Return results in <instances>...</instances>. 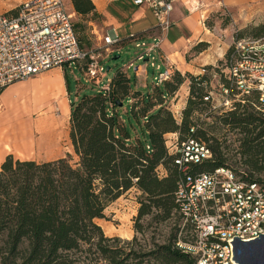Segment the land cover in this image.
Returning a JSON list of instances; mask_svg holds the SVG:
<instances>
[{"label":"trees","instance_id":"1","mask_svg":"<svg viewBox=\"0 0 264 264\" xmlns=\"http://www.w3.org/2000/svg\"><path fill=\"white\" fill-rule=\"evenodd\" d=\"M70 3L76 15L97 18L90 0ZM72 25L77 35L80 26ZM251 31L253 39L264 37V24L251 27ZM77 39L81 47L82 39ZM206 46L201 43L197 48ZM187 77L188 96L179 123L163 105L165 94L160 87L154 88L156 97L151 107L159 108L146 121L148 141L144 143L139 137L129 143L130 136L116 115V108L131 95L129 79L117 71L106 91L71 103L68 138L77 157L75 163L69 154L41 163L6 156L0 165V264H194L191 255L176 247L178 241L193 242L195 234L193 227L183 225L175 203L181 173L173 164L175 156L169 153L164 137L177 134V145L194 139L209 149L211 158L190 166L192 174L227 168L242 180L264 186V114L247 99L224 117L202 118L208 109L203 97L210 78ZM164 85L167 93L174 86ZM131 105L132 112L138 105ZM211 116L215 127H228L229 132L238 134L237 154L244 171L227 163L222 150L228 147L212 137V127L206 123ZM159 168L165 173L159 174ZM132 189L140 193L135 233H144V218L156 222L175 218L171 237L153 243L146 251H125L116 245L119 239L105 237L96 223L105 219L109 204ZM179 232L185 237L178 238ZM135 240L133 237L131 242Z\"/></svg>","mask_w":264,"mask_h":264},{"label":"built area","instance_id":"2","mask_svg":"<svg viewBox=\"0 0 264 264\" xmlns=\"http://www.w3.org/2000/svg\"><path fill=\"white\" fill-rule=\"evenodd\" d=\"M64 1L27 0L18 6L15 14H0V92L47 71L77 66L84 68L85 83L100 85L104 77L100 51L105 50L106 55H110L113 46L122 42L107 35L101 47L81 49ZM173 1L133 0V4L150 9L157 21L156 29L163 34L170 26ZM182 2L189 12L202 7L199 0ZM219 6L223 7L221 1ZM132 42L135 48L142 49L137 61L154 60V56H158L157 41L146 47L142 38L130 35L125 43ZM150 65L158 71L153 78L157 86L153 85V89L174 83L175 71L170 66L161 65L160 61ZM205 74L202 70L201 75ZM220 80L218 91L207 90L203 97V102L210 106L202 118L231 112L247 99H251L252 107L263 115L264 37L234 39L225 67L220 71ZM108 84L98 88L96 93L106 91ZM168 150L175 156L173 164L181 173L175 203L183 225L193 227L195 234L193 242L178 241L176 247L191 255L194 264H236L230 243L233 238L247 242L264 235V186L242 180L227 168L192 174L190 166L211 158L209 149L200 141L188 139L180 145L173 143Z\"/></svg>","mask_w":264,"mask_h":264},{"label":"rangeland","instance_id":"3","mask_svg":"<svg viewBox=\"0 0 264 264\" xmlns=\"http://www.w3.org/2000/svg\"><path fill=\"white\" fill-rule=\"evenodd\" d=\"M23 1L25 2L27 0H0V5H3V8L6 10L9 9L8 6L14 7V9L8 12L15 14L18 6ZM64 3L66 12L71 17L72 23H76L80 26L76 33L77 37L82 39L81 48L83 50L91 49L93 46L92 24H99L98 17L94 19L92 15L85 17L76 15L73 12L70 0H65ZM226 3L230 4L233 10L228 7L209 9L206 14L208 17L205 23L206 30L221 39L230 37L232 41L236 38H253L254 36L251 34V27L263 23L264 0H227ZM243 25L244 27L250 26V28L245 29L243 28ZM134 44L135 43L132 42L124 45L120 51H114L106 59V51H100L101 59H103L102 66L104 67V77L98 87L84 82V68L82 66H77L75 69L61 70V75L58 70H51L42 73L41 76H47L54 73L60 75L59 77L53 76L52 78L46 79L43 81L42 86L47 95L49 94L51 96V94L59 93V95H61L59 97L64 98L65 106L69 108V106H72L70 103H76L84 96L94 95L98 88H102L103 85L110 82L117 71L127 73L130 81L131 95L119 104V107L116 108V115L120 118V121L124 124L130 136L129 143H134L136 137H139L144 143L148 141L144 126L146 125L148 117L151 115V103H153L154 98L156 97V93L152 88L153 85H156L153 78L158 74V71L155 67L150 65L151 63L156 64L155 56L154 60H136L142 49L135 48ZM149 45L151 44L148 43L146 47ZM115 57L117 58L114 59ZM132 61V67L124 69V67ZM135 67L139 68L137 72L134 70ZM223 67L224 60H221L215 65V71L207 69V75L210 78L208 90H211L212 92L218 91L220 71ZM213 76H216L217 80ZM175 79L174 86H172V89H170L168 93L166 92L164 84L159 86L161 92L167 95L165 96L164 107L169 111L172 107L170 100H173L174 104H178L179 102H184L188 96L190 80L187 75L180 74L178 77L175 76ZM14 95L15 93H11L6 96L3 100V104L7 106L14 102ZM47 100L48 99L46 98V101ZM146 100H148V103H143V101ZM131 103H136L138 105L132 112L131 107L133 105H131ZM209 106L210 105L208 104L207 111L209 110ZM53 108L56 109V105H53ZM45 112L44 109L41 111L38 110L26 119L14 121L13 123L6 124L2 127L0 126V142L2 141L5 146H10L12 148L11 156L16 160L41 163L49 162L69 154L71 157V163H75L77 157L73 153L68 138L69 118L67 121L61 120L58 117L60 113L56 111L48 112V114L54 116V120L62 122V124L60 126H56L58 124H53V128L47 126V129L42 127L40 132L38 123L43 120V113ZM172 113L176 122L179 123L181 114H178L175 111ZM227 113L229 112H226L225 114ZM225 114L218 115L215 113L211 115L215 118H219L224 117ZM212 116L206 121V123L212 127L209 128V130L213 132L212 137L223 146L225 145L228 147L226 150L224 148L222 150L223 153H226L227 155V163L233 166L236 170L244 171L239 155L237 154L240 145L238 142V134L236 132H229L228 127H215V124L212 123ZM130 125L132 127H130ZM175 138H177V134L165 135L164 139L166 141V147H170V143L173 144ZM50 139L51 142H49ZM158 173L164 174L165 171L163 168H159ZM139 195L140 193L137 190H130L128 193L122 195L119 199L108 205L104 212V220L96 221L101 227L104 236L119 239V243L116 245L120 248H124L127 252L130 250L140 251V249L146 251L153 246V243H161L171 237L173 233L172 229L175 222V218L173 217L164 222L152 221L151 217L144 218L141 221V224L144 227V233H135L134 219L137 216V198ZM107 228L111 229L112 234H109ZM185 235L184 232H179L177 237L182 239ZM133 237H136V240L132 243L131 241Z\"/></svg>","mask_w":264,"mask_h":264},{"label":"crops","instance_id":"4","mask_svg":"<svg viewBox=\"0 0 264 264\" xmlns=\"http://www.w3.org/2000/svg\"><path fill=\"white\" fill-rule=\"evenodd\" d=\"M90 1L99 19V24H92L93 49L101 47L102 39L107 35L112 38H117L122 42L119 45L113 46V52L120 51L122 47L126 45L125 41L130 35H136L142 38L146 44L150 43L152 45L157 41L159 44V52L158 56L155 57L156 64L160 61L161 65L166 64L167 67L170 66L171 69L175 71V76L183 74L201 77L204 76L201 75L202 70L206 71L205 75L208 74L206 69L208 67L211 68V71H215V65L221 60L225 61V56L228 51H230L233 42L230 37L221 39L212 35L205 27L206 19L208 18L206 14L209 9L224 7L232 9V6L226 3L227 0H199L202 7L194 12H189L188 7H185L182 2L183 0H174L172 2V12L169 17L170 26L163 34L156 29L157 21L151 10L146 6L134 5L133 0ZM220 1L223 7L219 6ZM8 7L9 9L6 10L3 8V5H0V14L7 13L14 9V7ZM261 24H264V19L263 23L253 26H259ZM248 27L250 26L244 27L243 25L245 29ZM201 43L207 45L203 50L197 48ZM108 56L109 55H106L105 59ZM116 58L117 57L114 59ZM132 65L133 61L126 65L124 69H129ZM138 69V67H135L134 70L137 72ZM53 70H58L61 75L60 69ZM59 74L54 73L47 76H41V74H39L25 82L12 84L2 90L0 92V126L2 127L14 121L26 119L32 116L34 112L43 110L41 106L44 105V100H46V98L50 99L51 96H56L64 105V98L59 97L61 96L59 93L51 94V96L49 94L47 95L42 86L43 81L53 76L59 77ZM125 74L128 78V74ZM166 84L171 85V83ZM172 85H174V83H172ZM11 93H15L13 96L14 102L5 106L3 100ZM170 103L172 105L170 111H175L180 114L185 107L186 99L184 102L182 101L178 104H174L173 100H170ZM158 108L159 106L153 107L151 113L155 112ZM70 109L71 107L69 106V108H67L68 115ZM175 141L176 138L174 139V142ZM3 143L2 141L0 142V165L5 157L12 153V148L10 146H5ZM170 145H172V143H170Z\"/></svg>","mask_w":264,"mask_h":264},{"label":"water","instance_id":"5","mask_svg":"<svg viewBox=\"0 0 264 264\" xmlns=\"http://www.w3.org/2000/svg\"><path fill=\"white\" fill-rule=\"evenodd\" d=\"M232 260L236 264H264V235H259L255 240L240 241L233 238Z\"/></svg>","mask_w":264,"mask_h":264},{"label":"bare ground","instance_id":"6","mask_svg":"<svg viewBox=\"0 0 264 264\" xmlns=\"http://www.w3.org/2000/svg\"><path fill=\"white\" fill-rule=\"evenodd\" d=\"M43 104L44 105H42L41 107L46 112L43 113L44 114L43 120L39 121V123H38V128H39L40 132H41L42 127L46 128L47 126H49V127L53 128V124H58L56 126H60L62 124V122H58V121L54 120L55 119L54 116L51 114H48V112L56 111V112L60 113V115L58 117L61 120H66V121L68 120L69 117H68V113H67V107L65 106V104L63 105V103H61L56 96L51 97L47 101L45 100V102ZM53 105H56V109L53 108ZM49 142H51V139L49 140ZM107 229L109 230L108 231L109 234H112L111 229H109V228H107Z\"/></svg>","mask_w":264,"mask_h":264}]
</instances>
